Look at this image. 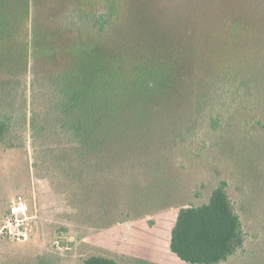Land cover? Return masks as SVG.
<instances>
[{
    "label": "rangeland",
    "instance_id": "1",
    "mask_svg": "<svg viewBox=\"0 0 264 264\" xmlns=\"http://www.w3.org/2000/svg\"><path fill=\"white\" fill-rule=\"evenodd\" d=\"M106 1L37 0L47 17ZM129 1L128 15L156 14L163 26L170 8L180 13L192 6L191 57L177 60L171 49L161 57L160 72L168 71L161 76L173 86L147 97L143 111L130 106L124 112L128 123L117 124L101 160L106 170L66 169L68 159L59 158L58 145L43 138L38 146L47 155L38 151L34 169L29 129L19 147L0 143V264H83L91 256L117 264H186L169 249L177 212L206 204L221 181L240 218L244 244L220 264H264V0H126L125 5ZM31 13L32 0H0V77L31 63L25 28ZM141 21L127 16L113 37L114 48H104L107 54L76 33L47 31L41 63L95 76L123 73L117 61L129 50L135 56ZM225 73L240 74L241 93L217 87L206 97L207 82ZM208 103L222 113L216 131L209 127ZM20 201L22 209L12 213Z\"/></svg>",
    "mask_w": 264,
    "mask_h": 264
},
{
    "label": "trees",
    "instance_id": "2",
    "mask_svg": "<svg viewBox=\"0 0 264 264\" xmlns=\"http://www.w3.org/2000/svg\"><path fill=\"white\" fill-rule=\"evenodd\" d=\"M124 1L107 0L47 17L38 11L37 0H32L33 13L28 14L25 21L31 63L20 65L18 69L0 77V143L9 148L19 147L25 143L26 131L31 130L34 169L39 162L38 151L47 155V149L39 150L38 146L43 138L45 144L52 139L58 145L59 158L68 159L66 169L77 168L92 174L95 169L98 172L106 170L108 165L103 166L101 160L105 162L104 156L113 143L117 124L128 123L124 112L130 106L143 111L140 108L146 106L147 97H154L159 90L171 84L173 86L171 82L168 85L165 82L167 78L161 76V73L168 75L166 70L160 72L159 66L164 63L161 57L166 56L170 49L178 53L177 60L184 62L191 57L195 23L192 6L180 13L170 8V15L165 13L163 16V26L158 23L156 14L142 18L135 13L128 15L126 10L130 1L127 5ZM133 15L135 19H142L144 25L135 46H132L135 56L129 50L117 61L121 62L123 73L114 75L103 71L95 76L73 70L58 71L41 63L40 51L47 49L44 43L47 31L54 29L59 33H76L79 38L88 39L99 52L101 50L107 54L104 48H114L117 40L113 37L118 27L127 23V16ZM168 28L169 33L166 32ZM232 31L237 34V27L234 26ZM103 57L107 59L104 54ZM230 75L225 73L207 82L204 90L206 97L222 87H226L232 95L241 93L239 90L242 91L244 86L238 85L240 74L238 78L233 76L234 79ZM170 77L177 84L176 77ZM208 105L204 109L211 114L209 127L216 131L222 125V113L214 105ZM50 150V153L54 152ZM225 188L226 182L221 181L212 190L206 204L198 207L186 205L178 210L170 233L169 249L181 262L220 264L242 249V224ZM83 264L117 262L111 258L91 256L84 259Z\"/></svg>",
    "mask_w": 264,
    "mask_h": 264
},
{
    "label": "built area",
    "instance_id": "3",
    "mask_svg": "<svg viewBox=\"0 0 264 264\" xmlns=\"http://www.w3.org/2000/svg\"><path fill=\"white\" fill-rule=\"evenodd\" d=\"M19 200H20V198H19ZM21 209H22V202L20 201V202L18 203V206H15V207H13V208L11 209V212L15 214L16 212L20 211Z\"/></svg>",
    "mask_w": 264,
    "mask_h": 264
}]
</instances>
